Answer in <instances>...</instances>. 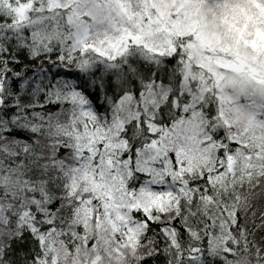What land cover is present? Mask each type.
<instances>
[{
    "label": "snow or ice",
    "instance_id": "6c2138e0",
    "mask_svg": "<svg viewBox=\"0 0 264 264\" xmlns=\"http://www.w3.org/2000/svg\"><path fill=\"white\" fill-rule=\"evenodd\" d=\"M0 264H264V0H0Z\"/></svg>",
    "mask_w": 264,
    "mask_h": 264
}]
</instances>
